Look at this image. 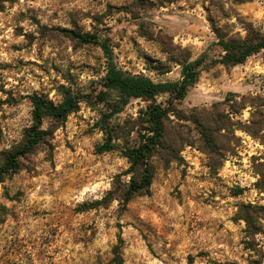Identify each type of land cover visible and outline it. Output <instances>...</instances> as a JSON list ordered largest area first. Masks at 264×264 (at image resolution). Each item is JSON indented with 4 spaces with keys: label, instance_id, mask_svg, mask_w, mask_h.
<instances>
[{
    "label": "rangeland",
    "instance_id": "1",
    "mask_svg": "<svg viewBox=\"0 0 264 264\" xmlns=\"http://www.w3.org/2000/svg\"><path fill=\"white\" fill-rule=\"evenodd\" d=\"M0 6V165L32 126V96L58 106L91 96L80 98L65 121L46 118L44 142L0 184V264H112L119 236L125 264H264V220L263 232L248 236L239 219L243 207L264 206L256 186L264 137L237 125L264 115V51L241 65L202 71L174 103L165 148L150 161V195L136 196L124 211L118 200L80 211L129 168L122 147L139 143V118L151 103L125 98L107 80L179 81L185 61L224 54L218 33L244 37L242 22L264 33V0H0ZM63 29L96 33L112 56ZM156 100L166 106L168 95ZM216 111L231 125L211 160L191 119ZM103 119L124 131L119 149L99 154ZM237 189L243 193L234 195Z\"/></svg>",
    "mask_w": 264,
    "mask_h": 264
},
{
    "label": "trees",
    "instance_id": "2",
    "mask_svg": "<svg viewBox=\"0 0 264 264\" xmlns=\"http://www.w3.org/2000/svg\"><path fill=\"white\" fill-rule=\"evenodd\" d=\"M0 9L2 11V6H0ZM242 28L246 33L244 37L227 36L218 33L217 44L223 49L224 54L217 59L203 55L195 61H185L182 64V78L179 81L154 83L147 78L139 76L128 79L114 76L107 80L108 83L106 85L121 89V93L125 98L146 99L150 100L151 103L141 112L139 118L143 123V130L138 133L139 143L133 146L127 144L122 147V154L128 160L129 168L115 178L111 190L100 200L82 205L80 211L85 212L100 207H108L116 200L119 201L120 208L124 211L136 196L150 195L152 193L151 187L154 175L150 161L157 150L165 148L166 120L169 112L174 110V103L185 99L189 89L198 82L202 71L219 64L225 67L241 65L251 56L264 51V33L250 22H242ZM62 32L80 43L100 45L108 57L112 56L107 42L102 41L96 33L69 29H63ZM162 95H168L166 106L156 100L158 96ZM90 97V95L76 96L72 101L58 106L42 95L32 96V126L28 128L24 142L5 155L0 165V184L6 178L18 173L21 170V158L33 153L44 142L46 133L42 127L46 118L65 121L70 113L79 110L80 98L88 99ZM99 99L100 101H105V98L101 95ZM113 112L115 114L119 113L120 108L118 106L115 107ZM259 116L261 119L253 121L250 125L242 123L237 125L253 137L263 139L264 115L259 112ZM191 121L200 129L204 138L203 150L212 160L213 156L218 155V150L220 149L219 137L221 132L228 129L231 122L226 120L219 111L212 113L210 117H205L199 112L192 117ZM100 128L105 135V139L102 144L97 146V153L103 154L119 149L121 146L116 143V139L121 137L120 133L124 131L123 127L119 123L110 125L107 119H103ZM259 174L260 179L256 186L264 192V164L261 166ZM123 176L129 177V180L123 181ZM242 193V189L234 191L236 196ZM239 219L246 223L245 231L248 236H255L263 232L260 220H264V206L243 207ZM123 245L124 241L119 236V242L112 251V264H125L122 255ZM247 245H250V243L247 242ZM248 247L251 248V246Z\"/></svg>",
    "mask_w": 264,
    "mask_h": 264
}]
</instances>
